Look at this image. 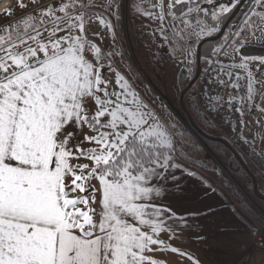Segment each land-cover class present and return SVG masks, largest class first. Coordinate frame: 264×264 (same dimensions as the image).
Segmentation results:
<instances>
[{
	"label": "snow or ice",
	"instance_id": "obj_1",
	"mask_svg": "<svg viewBox=\"0 0 264 264\" xmlns=\"http://www.w3.org/2000/svg\"><path fill=\"white\" fill-rule=\"evenodd\" d=\"M249 3L239 27L229 33L232 43L212 51L238 62L224 67L206 57L205 74L213 72L210 82L232 89L246 80L252 100L264 97V85L256 79L264 71V55L244 50L253 37L264 48V0ZM92 5L93 0L0 3V264H162L148 254L179 252L161 248V233L171 239L179 218L158 198L169 180H178L173 170L195 173L180 162L174 133L125 76L115 72L116 87L110 89L103 67L112 72L120 53L113 48L105 56L87 38ZM113 6L116 17L125 7L135 11L147 22L143 27L150 41L159 38L179 49L185 65L194 17L219 25L231 11L221 6L209 12L198 0L104 5ZM92 16L113 31L102 14ZM252 64L260 71L251 70ZM236 98L230 95L229 103ZM252 229L264 249V218Z\"/></svg>",
	"mask_w": 264,
	"mask_h": 264
},
{
	"label": "rangeland",
	"instance_id": "obj_2",
	"mask_svg": "<svg viewBox=\"0 0 264 264\" xmlns=\"http://www.w3.org/2000/svg\"><path fill=\"white\" fill-rule=\"evenodd\" d=\"M110 2L111 0H93L92 10L90 13H96V11H98V14L101 9L105 10L103 11L107 14L106 16H103L105 21L111 22L114 26L115 20L112 12L113 9L115 10V7L113 6L111 9L104 7V5ZM121 15L123 18L120 30L121 33L117 35L114 32V27L113 31L109 32L104 25H101V23L98 22V24L103 27L102 32L104 33L103 41L98 44L101 49V53L106 56V54L111 52L113 48L118 50L120 55L115 56L112 60L113 70L120 72V74H126L132 77L130 65H134L137 72L147 78L149 85L158 94L159 101H154L161 106V109H158V113L160 112L159 115L165 121H168L167 114L172 113L178 119L185 122L180 112L181 106L178 101L182 85L178 83L177 77L179 71L185 66L182 62L183 56L177 54L179 49L174 50L173 45H165L159 38L155 41H150L147 31L143 27V24L147 22L143 21L142 17L129 7H125L122 10ZM90 16H92V14H90ZM93 18L96 19V16H93ZM198 25L199 24L197 23L192 24L194 34H196L195 28ZM186 46L187 44L184 46L185 53H187ZM229 53L231 55V50ZM244 54L264 55V48L257 46L256 37H253L250 46L244 50ZM214 59L220 60L224 67H227L229 63L238 62L239 58L237 57L235 60H231L224 57L223 53H221L219 56H215ZM105 61H107V59H103L101 61L102 65L107 64ZM249 67L253 71H260L255 67V64H252ZM105 68L107 69L106 66ZM202 68H206L205 61L203 63L201 62V74ZM228 70L234 73L241 71L238 69ZM189 74H193L192 70L188 72V76ZM213 76V72L205 74L204 70L199 81L190 90V93H199L201 103L207 109L208 113L219 124H222V129H220L222 133L224 132L225 134H228L225 136L239 151H241V153L245 155L246 158L251 156L249 152H259V158L255 157L253 159L255 162L262 165L257 167L252 161L251 162L257 169L264 171V114L260 111V109H264V97L254 95L252 100H248L246 96V80L242 81L243 86L241 88L232 89L227 85H222L216 83L215 81L210 82ZM224 79L231 82L233 77L225 76ZM256 79L261 85H264V71H261ZM255 92L258 93L259 88L255 89ZM230 95H235L237 97L231 103H229ZM214 97H220V99L216 100ZM157 107L158 106L154 108L157 109ZM237 108L240 110L236 111L235 109ZM184 126L190 127L187 123ZM190 129L192 131L190 134H194L193 129ZM195 140L198 142V148L196 150L198 153L196 156H199V151L202 149L206 154L211 156V158L214 160L216 159L211 153H209V151L206 150L207 148L204 143L199 140V138L195 136ZM174 141L176 140L174 139ZM216 164H218L222 170L226 171L220 161H217ZM261 181L264 182V177H262ZM253 202L260 209L258 210L263 214L260 208V201L253 199ZM257 238H255L252 248H250L248 252L241 257L237 264H241L240 262L245 255L249 256L250 262L251 252L256 247L255 242Z\"/></svg>",
	"mask_w": 264,
	"mask_h": 264
},
{
	"label": "crops",
	"instance_id": "obj_3",
	"mask_svg": "<svg viewBox=\"0 0 264 264\" xmlns=\"http://www.w3.org/2000/svg\"><path fill=\"white\" fill-rule=\"evenodd\" d=\"M10 2L15 4V0H10ZM0 3H4V0H0ZM103 11L105 10L101 9L98 14H102L104 19L103 16L107 14ZM91 17L86 22V35L92 43L99 47L98 44L104 38L103 27L98 24L99 18ZM114 20V32L117 35L115 16ZM88 58L93 59L91 55ZM115 72L117 71L109 72L105 66L103 67L104 76L111 81L110 89L116 87ZM121 75L125 76L135 90L154 109L165 127H168L170 131L174 128L179 129L180 138L175 141L176 148L184 150L190 156L197 155L198 152L192 149L195 141L191 138V134L182 133V127L186 123L172 113L167 114L168 121H165L159 115L160 112L158 113L161 106L144 96L130 75ZM197 95L201 108L213 120L216 127L219 130L222 129V124L214 120L201 103L199 93ZM156 106H158L157 109L154 108ZM85 131L88 130L85 129ZM224 135L228 134L224 133ZM249 154L251 156L248 158H251L250 160L257 167H260L262 164L253 159L259 158V152H249ZM79 162L87 163L88 161L82 159ZM180 162L187 168L188 172L195 174L188 175L182 170H173L178 180L176 182L169 180L164 195L158 198L159 203L165 207H171L172 211L176 213V217L179 218L174 220L175 235H172L171 239H169L168 232L161 233L160 239L164 241L161 248L175 247L179 249V252L173 253L170 250L161 251V249H157L155 253L148 255L161 261L162 264H197V261L199 264H237L241 257L252 248L255 238L258 237L252 235V231H254L252 224L257 222L244 212L213 172L182 158H180ZM180 252L185 253V255L181 256ZM189 257L192 259L189 260ZM250 259V264H264V250L255 247L251 252Z\"/></svg>",
	"mask_w": 264,
	"mask_h": 264
},
{
	"label": "trees",
	"instance_id": "obj_4",
	"mask_svg": "<svg viewBox=\"0 0 264 264\" xmlns=\"http://www.w3.org/2000/svg\"><path fill=\"white\" fill-rule=\"evenodd\" d=\"M202 8L208 9L209 12L211 11H218L221 7L219 6H212L211 4L203 3L198 1ZM194 6V5H193ZM231 7L230 9H232ZM241 13H237L229 24L226 26L222 35L214 40H205L206 38L215 36L222 26L225 24V21L230 13L224 14L223 19L219 23V25H215V22L211 21L210 18L205 20L203 16L194 17L192 24L196 23V20L199 19V25L195 28L196 34L191 37V42L186 46V54H187V61L188 65H190V69L188 65H185L178 73V83L182 85L181 90L186 86L188 79V72L192 70L193 74H191V78L194 76L196 71V51L198 45L201 43L200 47V57L201 62L205 61L206 57H211L214 59L215 56H212L213 49H219L222 45L226 43H232L229 39V33H231L235 28H238L240 22L242 21L243 17V9H241ZM245 13V11H244ZM116 17V16H115ZM123 22L122 15L120 14L116 17V27L118 34L121 33V25ZM203 26L204 31L201 32V27ZM213 27H218V31H213ZM230 52V50H229ZM107 62V61H105ZM130 69L132 71V80L142 91L144 96L152 100H158L157 92L149 85L148 80L142 74L137 72V69L134 65H130ZM205 69L202 68V74ZM194 82V84L190 87V89L184 94V107L186 112L191 116V119L199 128L201 133L196 132L190 125L186 112L180 107V112L182 117L184 118L185 122L190 125L193 129L194 134H187L190 135L191 138L195 141V145L192 149L197 150L198 142L194 139L195 136L204 143L206 150L212 154L215 160L211 158L208 154L204 152V150H200L199 156L186 153L184 150L176 148V152L179 154V157L185 159L187 161L193 162L209 171L213 172L217 179L224 185L225 189L234 197L240 207L244 210V212L256 222L259 218H264V199L256 196L253 190V184L250 176L244 170L238 159L235 155L221 142L213 140L210 137H220L225 139L238 153L240 158L243 160L245 165L248 167L250 172L255 176L257 182V190L258 192L264 196V182L261 181L262 177H264V171H261L252 164L249 158H246L241 151H239L232 142L216 127L213 120L206 114V112L201 108L198 101L197 93L193 96L190 95V90L192 87L199 81L200 77ZM180 90V91H181ZM159 101V100H158ZM179 101V100H178ZM178 129V128H174ZM179 130V129H178ZM194 135V136H193ZM180 138V137H179ZM217 161H220L223 168L227 171H224L218 166ZM229 174V175H228ZM243 177V178H239ZM254 200L260 201L261 203V210L263 214L259 211L260 209L256 206L253 202ZM259 209V210H258Z\"/></svg>",
	"mask_w": 264,
	"mask_h": 264
},
{
	"label": "water",
	"instance_id": "obj_5",
	"mask_svg": "<svg viewBox=\"0 0 264 264\" xmlns=\"http://www.w3.org/2000/svg\"><path fill=\"white\" fill-rule=\"evenodd\" d=\"M246 0H240L239 4L236 6V8L234 9L233 13L229 16V18L227 19V21L225 22V24L222 26V28L220 29V31L212 37L206 38L205 40H214L219 38L222 33L224 32L226 26L228 25V23L231 21V19L233 18V16L237 13V11L239 10V8L242 6V4L245 2ZM202 43V42H201ZM201 43L198 45L197 47V51H196V71L194 76L187 82L186 86L181 90L180 95H179V102H180V106L181 108L186 112V109L184 107V94L190 89V87L194 84V82L199 78L200 74H201V57H200V47H201ZM187 115V119L191 125V127L198 133H201V131L199 130V128L196 126V124L193 122V120L191 119V116L186 112ZM209 138L216 140L218 142L223 143L234 155L235 157L238 159V161L240 162V164L242 165V167L244 168V170L248 173V175L250 176L251 180H252V184H253V190L256 194V196L263 198L264 196L261 195L258 190H257V182H256V178L255 176L250 172V170L248 169V167L245 165V163L243 162V160L240 158V156L238 155V153L236 152V150L223 138L220 137H210Z\"/></svg>",
	"mask_w": 264,
	"mask_h": 264
},
{
	"label": "flooded vegetation",
	"instance_id": "obj_6",
	"mask_svg": "<svg viewBox=\"0 0 264 264\" xmlns=\"http://www.w3.org/2000/svg\"><path fill=\"white\" fill-rule=\"evenodd\" d=\"M198 1H200V2H203V3H209V4H211L212 6H219V7H221V6H226V7H229V8H231V7H233L232 9H231V11L229 12L230 14H229V16L233 13V11H234V9L236 8V6L239 4H236V0H232V2L230 3L229 2V0H198ZM251 7V5H250V3H249V0H246L243 4H242V6L239 8V10L237 11V13H241V9H243L244 11H245V13L249 10V8ZM244 11H243V17H244ZM237 13L235 14V15H237ZM234 15V16H235ZM229 16L227 17V19L229 18ZM233 16V17H234ZM242 17V18H243ZM227 19H226V21H227ZM232 20V19H231ZM243 20V19H242ZM225 21V22H226ZM229 24V23H228Z\"/></svg>",
	"mask_w": 264,
	"mask_h": 264
},
{
	"label": "built area",
	"instance_id": "obj_7",
	"mask_svg": "<svg viewBox=\"0 0 264 264\" xmlns=\"http://www.w3.org/2000/svg\"><path fill=\"white\" fill-rule=\"evenodd\" d=\"M171 132L174 133V139H175V140H178L179 137H180V136H179V132H180V131H179L178 129H172ZM182 133L186 135V134H190V133H192V131H191L190 127H188V126H184V127L182 128ZM259 239H260V237H258L257 240H256V242H255L256 247H259V246H258V243H257ZM259 248H261V247H259ZM245 261H247V264L250 263V262H249V256H248V255H245V256L243 257V259L241 260L240 263H241V264H244Z\"/></svg>",
	"mask_w": 264,
	"mask_h": 264
}]
</instances>
